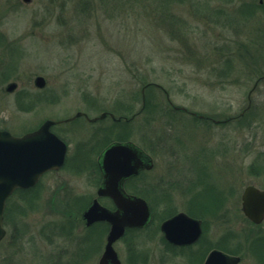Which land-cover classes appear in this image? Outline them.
Instances as JSON below:
<instances>
[{
  "label": "rangeland",
  "instance_id": "obj_1",
  "mask_svg": "<svg viewBox=\"0 0 264 264\" xmlns=\"http://www.w3.org/2000/svg\"><path fill=\"white\" fill-rule=\"evenodd\" d=\"M263 1L0 0V130L22 135L76 112L134 113L128 121L78 117L52 127L67 143L64 165L9 198L0 264H98L106 230L85 226L82 214L96 197L97 155L118 137L154 159L136 180L154 218L114 243L121 264H202L206 242L238 248L244 264L247 245L246 264H264V239L245 241L264 231V222L251 224L240 209L243 188L264 183V81L253 88L264 73L261 11L248 27L232 22L236 9H259ZM38 75L46 80L42 89L33 84ZM10 82L17 83L11 93ZM174 107L235 120L211 123ZM189 171L200 183L205 177L204 191L223 176L233 186L220 192L208 185L221 217L203 209L197 262L192 251L169 250L157 229L170 211L202 212L187 203L201 190L184 191Z\"/></svg>",
  "mask_w": 264,
  "mask_h": 264
},
{
  "label": "water",
  "instance_id": "obj_2",
  "mask_svg": "<svg viewBox=\"0 0 264 264\" xmlns=\"http://www.w3.org/2000/svg\"><path fill=\"white\" fill-rule=\"evenodd\" d=\"M33 84L42 89L46 85V80L38 75L34 77ZM16 87V82H10L5 90L13 92ZM81 115V112H77L64 121ZM105 115L102 113L90 121L103 118ZM110 117L114 118L113 114ZM56 122L46 119L37 129L21 136L0 130V240L5 235L2 215L8 195L16 188L27 189L35 186L42 174L48 170H59L64 163L66 144L50 130ZM99 159L103 179L97 194L110 197L115 209H108L95 199L83 211L82 217L86 225L96 221H106L110 225L103 252L97 263L121 264L113 247L114 242L124 234L125 228H143L151 219L149 204L140 196L127 194L123 189V181L141 169H150L152 160L141 147L130 141L110 144ZM241 200L243 213L258 223L264 215V192L247 186L242 192ZM160 230L168 242L176 245L190 244L201 233L200 221L183 212L162 221ZM238 260L236 256L214 249L208 253L204 264H236Z\"/></svg>",
  "mask_w": 264,
  "mask_h": 264
},
{
  "label": "flooded vegetation",
  "instance_id": "obj_3",
  "mask_svg": "<svg viewBox=\"0 0 264 264\" xmlns=\"http://www.w3.org/2000/svg\"><path fill=\"white\" fill-rule=\"evenodd\" d=\"M263 3H264V1H263ZM239 10V11H238ZM256 10H260L261 11V20L263 21V29H264V6L263 7H261V8H259V9H256V8H254V9H252L251 7H246V8H242V9H236V11H234L233 12V18H232V22H233V24L235 25L236 24V20H239L240 22H243L247 27H248V25H250L251 24V21H252V19H253V12L254 11H256ZM262 35H263V38H262V45L264 44V31H262ZM264 46V45H263ZM263 52H264V50H263ZM264 81V73L263 74H261L259 77H257L256 79H255V81H254V85H253V88H255L256 87V85L258 84V82H263ZM252 88V89H253ZM9 93H11V92H9ZM181 110V109H180ZM181 111H184V112H187V113H189V114H191V116H194V117H197V119H200V120H206V121H210L211 123H219V122H225V121H234L235 119H231L230 117H229V119H223L222 121L221 120H218V119H213V118H211V117H209V116H204V115H201V114H196V113H193V112H189L186 108H184V109H182ZM82 113V115L81 116H79V117H84V118H86V120H88V121H90V119H92V118H90V117H88V115L86 114V113H84V112H81ZM106 115L103 117V118H99V119H96V120H94V121H90V122H95V121H98V120H100V119H104V118H107V117H110V113L108 112H106L105 113ZM78 118V117H77ZM95 118V117H94ZM111 119H113V120H116V121H119L120 119H114V118H112V117H110ZM123 119H126V118H123ZM64 120H66V119H64ZM64 120H55V121H57L56 122V124H54V125H52L51 127H50V129L52 130V127L53 126H55V125H57V124H59V123H62V122H64ZM73 120V119H72ZM126 120H128V119H126ZM71 121V120H70ZM61 139V138H60ZM62 140V139H61ZM65 144H66V150H67V143L64 141V140H62ZM127 140L125 139H123V140H118V139H115V140H112V141H110V142H108L103 148H101V151L98 153V155H97V158H96V164H97V168H98V172H99V178L97 177V179H96V182H98L97 183V186H96V191H95V194H96V197L95 198H93L92 200H97L98 201V203L99 204H101L99 201L100 200H98L99 198H105L106 199V201L107 202H105L106 203V205H103V204H101L102 206H104V207H106V208H108V209H111V210H114L115 209V205H114V202H113V200H111V198L110 197H108V196H99L98 194H97V190H98V188H99V186H100V184H101V182H102V180L101 179H103V175H102V172H101V169H100V166H99V156L101 155V153L105 150V149H107V147L110 145V144H112V143H115V142H126ZM130 142H132V141H130ZM133 144H135L134 142H132ZM136 146H138L139 148H140V146L139 145H137V144H135ZM68 151V150H67ZM66 151V152H67ZM66 152H65V158H66ZM148 156L151 158V160H152V167L150 168V169H141L140 171H138V173H136V174H134V175H131V176H129L128 178H125V180L123 181V189H124V191L127 193V194H129V195H137V196H141V195H139L138 193H139V189L137 190L136 189V187H138L139 185H138V183L136 182V180L139 178V176L141 175L142 176V173H145V172H147V171H150V170H152L153 169V166H154V159H153V157H151V154H149L148 153ZM65 158H64V162H65ZM63 165H64V163H63ZM62 165V166H63ZM61 166V167H62ZM236 171V170H235ZM262 175H263V177H264V168L262 169ZM44 175V174H43ZM187 175H192V176H188L189 178H186V182H184L185 183V186H184V191L185 190H190L189 191V195H190V193H191V190H192V193L194 194V191H196V190H199V189H201L203 186H204V184H205V182H207V180L205 179V177L203 178V182H198L197 180H196V176H194L193 174H191L190 173V171H189V173L187 174ZM230 175H233V174H230ZM229 176V175H228ZM223 178H224V183L222 182V183H219V184H215V185H213L214 183H210V184H206L205 185V191H204V189H201V190H199L198 191V195L200 194V196H196V193H195V195H194V197L192 196V198H195L196 197V199H193V200H196V201H192V200H190L189 199V195H186L187 197H188V201H187V203H189V206L191 207V209H194V208H196V209H198L199 211H201L202 210V212H190L189 210H185V211H175V210H173L172 212L170 211L169 212V216L168 217H165L162 221H164L165 219H167V218H169V217H172L173 215L175 216V214L176 213H178V212H183V213H185L187 216H189V217H191V218H194V219H197V220H199L200 221V227H201V233H200V235H199V237L194 241V242H192V243H190V244H184V245H176V244H172V243H170V242H168L165 238H164V236H163V234H162V232H161V230H160V225H161V223H162V221L160 222V224L158 225V231H159V233H160V236H161V240H162V242L164 243V244H166V246L169 248V250H173V251H177V252H179L180 254H182L183 256L185 255L186 256V254H187V252L188 251H192L193 253H190L191 254V257H192V259H193V261L194 262H197V260L199 259L198 257H199V255L201 254L200 252H201V249H200V251L197 249H194V245H196V244H199V242H201V240H202V238L204 237L203 236V231H204V227H205V218H204V212H203V209H210V207H213V209H212V211H211V213L213 212V210H215L214 211V216H213V218L215 219V218H219L220 219V217H221V215H220V212L219 211H217V210H219L220 209V207L221 206H214L213 205V202L212 201H210L209 200V198L208 197H210L211 195H213L212 193H210V192H212V191H210L209 189L211 188L210 186H208V185H212V187H214V186H218L219 187V190H220V192H224L225 190H226V188H233V186H231V181H229V180H226L225 179V177L223 176ZM247 186H253V187H255V188H257L258 190H260V191H262V192H264V183L262 184V186H258V185H256L254 182H252V183H249L248 185H246L245 187H247ZM149 187L152 189V191H154V192H150L151 193V195H156V193H157V191H158V184H157V180L156 179H152V182H150V184H149ZM201 187V188H200ZM244 187V188H245ZM244 188H243V190H244ZM243 190H242V192H243ZM17 191H23V190H21V189H16V190H14V192L10 195V196H8V198L6 199V201H5V205H4V209H3V222H2V225H3V228H4V230H5V235H4V237L6 236V233H7V228H6V225H7V222H8V219H7V216H8V202H9V198L15 193V192H17ZM24 191H26V190H24ZM242 192L240 193V204L242 203V200H241V196H242ZM220 195V198H226L225 197V195L223 196V194H219ZM190 196V197H191ZM215 196H218L217 194H215ZM214 196V197H215ZM152 197V196H151ZM150 197V198H151ZM168 199H169V197H167ZM206 198H208V199H206ZM152 199V201L154 202V198H151ZM206 199V200H205ZM91 200V202H93ZM170 200V199H169ZM222 203V200L220 199V202H219V204H221ZM90 205H91V203H90ZM89 205V206H90ZM150 207V206H149ZM240 209H241V207H240ZM150 211H151V219H150V222L146 225V226H144L143 228H145V227H147L151 222H152V220H153V218H154V216H153V212H152V210H151V208H150ZM241 212H242V214H243V216L251 223V224H253V225H260L261 223H263L264 222V215L262 216V218L260 219V221H258V223L257 222H254L253 220H251L250 218H248L244 213H243V211H242V209H241ZM83 218V217H82ZM84 219V218H83ZM85 221V220H84ZM96 223H101V224H103L104 225V228H105V230H106V235H105V241H106V237H107V234H108V232H109V229H110V225H109V223H107L106 221H96V222H92V224L94 225V224H96ZM92 224H90V225H86V223H85V226H87V227H89V226H91ZM143 228H130V227H127V228H125V231H124V234L118 239V240H120L122 237H124L126 234H128L130 231H132V230H135V229H143ZM250 236H253L254 238L253 239H248L249 237H245V241H247V242H249V243H247L248 245L250 244V243H252L253 244V242H257L258 240H260V239H264V231L262 230L261 232H254V233H251V234H249ZM3 240V239H2ZM117 240V241H118ZM232 240H236L235 238H233ZM231 240V241H232ZM104 241V242H105ZM116 241V242H117ZM230 241V240H229ZM230 241V242H231ZM206 244H210V245H204V246H202V248H203V250L202 251H205L207 248H209V250H207V253H206V255H205V257L203 258V261H202V264H204V261H205V259L207 258V256H208V253L210 252V251H212V250H214V249H217V250H220V251H222V252H224V253H226V254H228V255H231V256H236V257H238L239 258V260H238V262L236 263V264H244V263H242V256H240V254L238 253V248H236L237 246H238V242L237 241H235L234 242V247L236 248V250H226V249H224V248H222V246L221 245H219V243H215L214 245H212L210 242H206ZM246 247H247V245H246ZM246 247H243L244 248V251H245V253L248 255V258H249V260L246 262V263H249L250 262V260H251V258H252V255L250 254V252L248 251V249L246 248ZM240 248V247H239ZM188 255V254H187ZM197 256V257H196ZM245 263V264H246Z\"/></svg>",
  "mask_w": 264,
  "mask_h": 264
},
{
  "label": "trees",
  "instance_id": "obj_4",
  "mask_svg": "<svg viewBox=\"0 0 264 264\" xmlns=\"http://www.w3.org/2000/svg\"><path fill=\"white\" fill-rule=\"evenodd\" d=\"M143 111H144V108H142V111H140V112L142 113ZM113 112H114V115H117V117H120L121 119L127 118L128 120H130L131 117L134 116V113L130 112V110H122V111H119L120 113H118L116 110H113ZM129 113H130V115H129ZM193 118H195V117H193ZM116 139H118V140L119 139L120 140H123L124 139L125 140V138H123V137H118ZM138 194L141 195L142 197L144 196V193L143 192L142 193L139 192Z\"/></svg>",
  "mask_w": 264,
  "mask_h": 264
}]
</instances>
